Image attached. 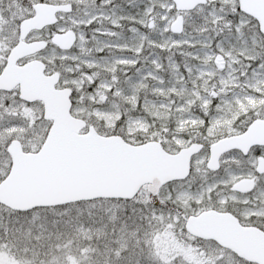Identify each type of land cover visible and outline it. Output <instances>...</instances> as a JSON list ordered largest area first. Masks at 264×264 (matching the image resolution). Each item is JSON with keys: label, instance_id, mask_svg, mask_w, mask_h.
I'll use <instances>...</instances> for the list:
<instances>
[{"label": "snow or ice", "instance_id": "1", "mask_svg": "<svg viewBox=\"0 0 264 264\" xmlns=\"http://www.w3.org/2000/svg\"><path fill=\"white\" fill-rule=\"evenodd\" d=\"M0 264H264V0H0Z\"/></svg>", "mask_w": 264, "mask_h": 264}]
</instances>
